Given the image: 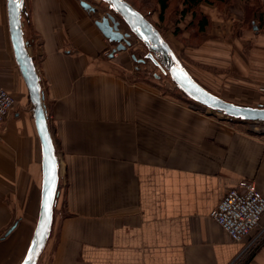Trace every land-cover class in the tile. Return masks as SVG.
<instances>
[{"label":"crops","instance_id":"crops-1","mask_svg":"<svg viewBox=\"0 0 264 264\" xmlns=\"http://www.w3.org/2000/svg\"><path fill=\"white\" fill-rule=\"evenodd\" d=\"M213 1L209 11L203 6L211 16L204 44L185 49L191 64L170 46L207 90L257 106L264 0ZM25 4L24 35L59 162L53 225L37 264H264V216L240 242L210 217L240 180L264 195V132L253 122L185 111L148 83L129 82L121 59L115 64L125 51L105 54L112 45L79 0ZM0 88L15 99L0 127V264H20L38 219L41 145L6 0Z\"/></svg>","mask_w":264,"mask_h":264},{"label":"water","instance_id":"water-1","mask_svg":"<svg viewBox=\"0 0 264 264\" xmlns=\"http://www.w3.org/2000/svg\"><path fill=\"white\" fill-rule=\"evenodd\" d=\"M111 13L94 21L101 34L112 45L110 57L131 47L129 39L134 37L146 48L144 63L149 60L161 73L168 76L178 91L210 112L224 119L238 122L264 123V107L238 104L225 100L210 92L189 73L158 28L127 0H101ZM81 8L89 13L97 9L86 0H80ZM7 24L13 56L25 83L33 118L41 145V198L38 219L24 258L20 264H37L49 239L59 186V162L55 145L48 126L47 113L43 104L44 95L40 77L33 57L28 51L24 37L23 16L27 17L25 0H6ZM120 21L128 31L122 32ZM222 118V119H223Z\"/></svg>","mask_w":264,"mask_h":264},{"label":"rangeland","instance_id":"rangeland-1","mask_svg":"<svg viewBox=\"0 0 264 264\" xmlns=\"http://www.w3.org/2000/svg\"><path fill=\"white\" fill-rule=\"evenodd\" d=\"M86 1H88L92 6L98 8L97 12L99 14L91 15L93 18L95 17V20L99 19L100 17L106 16L107 13L112 14L108 6L105 3L101 2V0H86ZM128 1L136 9L140 10V12L146 14L149 20L155 23L156 26L159 28V30H161L160 33L162 32L163 36L169 40L168 41L169 44H171V46L176 50L177 54L181 58L183 59L185 58L184 59L185 63L187 65L191 64L187 62V60L189 61L190 58L188 57V54L185 52V49L187 47L196 48L204 44L203 41H205L206 38L205 36H203V34L207 31V27L209 23L207 24L203 33L199 34V36L195 35L196 36L195 37L191 35V32L194 30L192 29L193 27H190L193 19L195 21V17L193 18L192 11H190L182 18V14H181V10L183 9L182 0H165L167 3V8L163 14L162 20L160 18V6H161L160 0H128ZM204 4H206L205 6L209 11V9L211 8V4L203 3L198 8H196L197 14L200 12L202 14L207 15L205 8H203ZM25 9L28 13L27 8ZM207 17H208V21L210 22L211 16L207 15ZM27 20H28V15L27 17L23 16V27L25 26ZM119 28L122 32L128 31L126 26L121 21ZM194 29H195V33H199L196 32V28ZM187 35L190 37V40L187 39ZM24 37L25 40L28 39L30 41L29 37H26V35H24ZM129 41L131 42V47H128L125 52L119 53L116 56L117 60L115 58L116 66L119 64L118 61L120 59L121 61H125V62L120 61V63L121 65L126 66L125 74L127 75L129 82L143 81L148 83V85H150L151 88L153 87L152 89L154 90L158 89L159 91L158 90L156 91H158L159 94L163 96H168L167 97L168 99L172 100L176 105L180 106L185 111L200 113V115H205V116L207 115L209 117L215 115L221 118V115L215 113L212 114V112H210L206 108L198 105L197 103L191 100L184 98V96L173 85L170 78L168 76L163 75L161 71L157 67H155L149 60H146L144 63L134 61L132 59V56L135 57L136 60L144 59L147 50L141 44V42H139L134 37H131ZM110 48L107 51H111L113 49L112 47ZM191 61L198 63L194 59ZM140 78L142 79L144 78V80H141ZM211 119L213 120V118ZM214 120H217V118L215 117Z\"/></svg>","mask_w":264,"mask_h":264},{"label":"built area","instance_id":"built-area-1","mask_svg":"<svg viewBox=\"0 0 264 264\" xmlns=\"http://www.w3.org/2000/svg\"><path fill=\"white\" fill-rule=\"evenodd\" d=\"M111 51L105 54L109 56ZM117 53L114 54L116 56ZM260 106L264 107V85L257 87ZM15 105L14 97L0 88V127L3 125ZM221 118H223L221 116ZM223 120H228L224 119ZM254 130L264 132V123H253ZM264 216V195L256 183L251 180H240L236 187L227 191L220 203L210 212V217L229 235L234 242H240L253 230L259 227ZM256 237L243 249L250 251L257 242Z\"/></svg>","mask_w":264,"mask_h":264},{"label":"trees","instance_id":"trees-1","mask_svg":"<svg viewBox=\"0 0 264 264\" xmlns=\"http://www.w3.org/2000/svg\"><path fill=\"white\" fill-rule=\"evenodd\" d=\"M212 2L215 3L213 0H182V3H183V9L181 10L182 18L184 17V15L188 14L190 11H192L193 18L195 17V21L193 19V21L191 22V25H190V27H193L192 29L194 30V31L191 32L192 36H195V35L199 36V34L203 33L204 29L206 28L207 24L209 23L207 15L202 14L200 12L197 14L196 13V8H198L203 3L211 4ZM160 4H161V6H160V18L162 20L163 14H164V12H165V10L167 8V3H166L165 0H160ZM144 15H145V17H147L146 14H144ZM153 24L156 26L155 23H153ZM194 28H196V32H199V33H195V29ZM158 30H159V28H158ZM159 31H161V30H159ZM161 34H162V32H161ZM184 98H186V97L184 96Z\"/></svg>","mask_w":264,"mask_h":264},{"label":"flooded vegetation","instance_id":"flooded-vegetation-1","mask_svg":"<svg viewBox=\"0 0 264 264\" xmlns=\"http://www.w3.org/2000/svg\"><path fill=\"white\" fill-rule=\"evenodd\" d=\"M88 2V1H87ZM96 8V7H95ZM98 10V8H96ZM99 13L96 12V13H92V15H98ZM136 60V59H135Z\"/></svg>","mask_w":264,"mask_h":264}]
</instances>
